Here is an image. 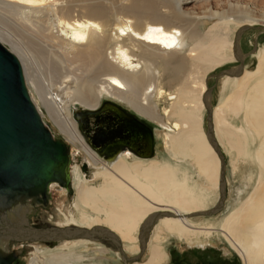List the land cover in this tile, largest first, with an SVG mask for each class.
<instances>
[{
    "label": "bare ground",
    "instance_id": "1",
    "mask_svg": "<svg viewBox=\"0 0 264 264\" xmlns=\"http://www.w3.org/2000/svg\"><path fill=\"white\" fill-rule=\"evenodd\" d=\"M196 1L211 2L0 0V42L17 57L31 100L54 138L62 139L55 130L63 134L69 157L65 184L49 181L45 196L9 200L0 229L31 225L25 213L43 206L31 205L34 196L53 193L60 198L56 227L111 231L128 254L139 252V230L156 215L144 264L166 262L172 239L189 248L221 239L240 264H264V45L253 54V69L243 65L239 75L222 76V94L210 109L214 141L229 157L237 183L235 198L214 220L205 212L217 199L221 160L203 126L210 107L206 78L236 56L242 59L236 36L257 20L233 6L196 14L183 9ZM164 98L170 103L160 110ZM104 101L119 102L161 128L157 137L168 159L144 158L128 148L112 160L99 154L74 111L93 112ZM78 152L88 176L75 164ZM187 164L198 180L190 179ZM69 184L74 196L61 205ZM88 239L58 240L53 252L29 240L28 264H110L109 257L94 263L76 252ZM11 241L0 233V256L15 255Z\"/></svg>",
    "mask_w": 264,
    "mask_h": 264
},
{
    "label": "water",
    "instance_id": "2",
    "mask_svg": "<svg viewBox=\"0 0 264 264\" xmlns=\"http://www.w3.org/2000/svg\"><path fill=\"white\" fill-rule=\"evenodd\" d=\"M233 53L236 54L235 51ZM236 59L239 62L238 68L232 71L221 70L215 75L216 81L223 75L234 76L242 72L243 60L240 56H236ZM207 89L210 92L212 87ZM108 112L114 118L112 121L107 115ZM74 115L91 145L107 160L114 159L118 152L125 148H129L138 156L153 154V130L120 105L105 101L99 110H76ZM206 119L207 138L221 160L219 199L213 208L206 210L205 213L209 214L222 208L225 163L221 150L214 141L210 107H207ZM90 125L92 131H100V137L89 133ZM117 127H120L122 134L117 132ZM68 161L67 145L54 138L30 98L20 62L0 42V215L3 214L5 204L18 195L45 196L49 181L65 184V167ZM156 218V215L153 216L139 230V252L132 257L125 255L119 238L113 232H99L98 228H35L29 225L21 226L17 230L0 229V233L13 240L38 239L48 243L61 239L107 238L127 262L138 259L142 254L145 248V233ZM13 257V254L0 256V264H8Z\"/></svg>",
    "mask_w": 264,
    "mask_h": 264
},
{
    "label": "rangeland",
    "instance_id": "3",
    "mask_svg": "<svg viewBox=\"0 0 264 264\" xmlns=\"http://www.w3.org/2000/svg\"><path fill=\"white\" fill-rule=\"evenodd\" d=\"M209 6L206 5V3H201L200 1L196 2H188L183 5V9L190 13V14H196L203 11L211 10V11H220L224 10L226 8L235 7L240 9H246L248 12L253 14L256 17L257 22L253 25H247L244 26V30L241 31L240 34L237 35V49L239 53L243 56V65L247 67L248 69H253L256 65V59L254 57V52L259 47L264 45V0H210ZM248 27V28H245ZM235 38V35H234ZM238 42H241V45H238ZM235 59V58H234ZM239 62L237 60H233L232 62L225 63L223 65H220L213 70L209 71L208 76L206 78V84L207 88L212 87V89L209 92V100H210V109L212 106H215L220 99V96L222 94V77H219L216 81L215 75L220 72L221 70H228L232 68L233 66H237ZM28 77V76H27ZM36 94V93H35ZM37 100L39 101V98L37 96ZM40 102V101H39ZM170 101L168 99H160L158 101V107L161 110L163 107H168ZM119 104V102H117ZM120 106L122 104H119ZM79 109V106H77ZM75 107L74 109H76ZM124 109H126L127 112L133 114L135 117H137L139 120L143 121L146 125H148L153 130L154 135V144L153 149L154 158L167 160L169 157V154H167L166 150L164 149V145L162 144L161 140L157 137L159 133H161V128L157 127L154 123L150 122L149 120L143 118L140 115H137L136 112L131 109L127 108L126 106H121ZM42 111L45 113V110L42 109ZM108 116H110V119L112 121L113 116L110 112L107 113ZM207 109H205L204 114V129L205 132L207 130ZM47 121L49 124H51L50 120L47 118ZM52 125V124H51ZM119 126V125H117ZM117 132L122 134V130L120 127H117ZM56 134L63 139L64 136L61 134V132H58L57 130ZM160 131V132H159ZM157 132V133H156ZM162 144V146H161ZM156 147L158 148L156 151ZM163 147V148H162ZM221 150V148L219 147ZM221 153L223 155L224 159V201L222 204V208L219 209L216 212H213L210 215H206L214 220L220 219L219 217L223 216V212H226L227 210V204L232 201L235 198V190L237 187V183L235 181V176L232 173V166L229 164V157L226 153H224L221 150ZM80 152H78V157L75 162V164L80 166V169L83 171L82 176H85L89 174V165L86 162L85 158ZM144 157V156H143ZM149 158V157H144ZM72 162V161H71ZM188 171L190 172V179L198 180V176L196 173V170L193 169L190 165L187 164ZM248 168L245 169V172L248 173ZM67 193L64 195V197L61 198L62 203L61 205L67 204V202L72 201V198L74 196V189L71 184L67 187ZM217 199L214 202L213 208L219 199V190L217 191ZM58 197V196H57ZM55 199L54 194L52 193L50 195L49 201H45L43 206H38L35 210H30L25 213V218L28 224H31L35 228H44V227H50L55 226L56 222L58 220V211H57V202L60 201V198ZM229 200V201H228ZM23 207V206H22ZM21 207V208H22ZM32 208V207H31ZM210 208V209H211ZM62 216V221H64V217ZM218 217V218H217ZM211 220V219H209ZM55 221V222H54ZM154 225V224H153ZM152 225V226H153ZM150 229L145 233V248L140 255L138 259L135 261H124L121 256L120 252L116 249V247L113 245V243L107 239V238H100L95 237L94 239H88L91 242L88 243V245L82 246L76 250L79 254L86 255L89 259H91V262L94 261V263L97 262H104L106 259L103 258L106 256L107 262L110 264H134V262H139V264H144L146 259V248H147V242L150 240ZM37 241V240H33ZM32 241V242H33ZM171 242L166 244V250L168 252V259L163 264H240L239 256L228 246L226 245L224 240H213V242L208 243L205 248L202 247H188L187 245H184L183 242L175 241L174 239L170 240ZM11 244H8L9 249H12L14 252L13 259L8 264H28V260L30 258V252L33 250L32 245L28 243L27 241H18L13 240L11 241ZM139 242V241H138ZM15 243H20L21 245H16ZM40 245H43V248L48 249L50 252L55 251L56 242H45V241H38ZM96 246H105L109 249V252L107 255L100 254L95 249ZM188 247V248H187ZM115 252L118 255L116 256ZM125 253V252H124ZM138 253V252H137ZM137 253H125L128 257H132L137 255ZM89 262V261H86Z\"/></svg>",
    "mask_w": 264,
    "mask_h": 264
},
{
    "label": "flooded vegetation",
    "instance_id": "4",
    "mask_svg": "<svg viewBox=\"0 0 264 264\" xmlns=\"http://www.w3.org/2000/svg\"><path fill=\"white\" fill-rule=\"evenodd\" d=\"M105 102V101H104ZM103 102V103H104ZM115 104V103H114ZM101 108V107H100ZM92 125H90V127H91ZM92 132V133H91ZM91 135H99V137H100V131H92V127H91V129H90V132H89ZM84 134V133H83ZM85 136V135H84ZM86 137V136H85ZM88 140V139H87ZM89 141V140H88ZM133 145V144H132ZM95 147V146H94ZM129 149V148H128ZM36 198H38V200H36ZM34 201H32V203H31V205H33V204H35L34 202H38V203H40V205L42 204H44L45 203V201H49V196L47 197V198H43V197H41V196H34ZM36 208V207H35Z\"/></svg>",
    "mask_w": 264,
    "mask_h": 264
}]
</instances>
